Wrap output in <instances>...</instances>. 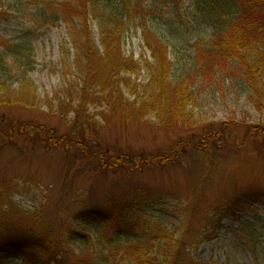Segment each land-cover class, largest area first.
Segmentation results:
<instances>
[{
	"label": "rangeland",
	"instance_id": "1",
	"mask_svg": "<svg viewBox=\"0 0 264 264\" xmlns=\"http://www.w3.org/2000/svg\"><path fill=\"white\" fill-rule=\"evenodd\" d=\"M28 1L0 0V37L16 41L26 33L31 39L34 63L27 75L42 100L38 108L0 106V117L32 120L64 132L74 125L85 69L75 63L62 23L42 25ZM187 5L191 10L192 1L185 0L182 9ZM157 14L158 21L149 25L167 45L179 72L193 62L198 35L208 39L212 28L196 25L188 16L186 29L174 30L167 14ZM91 32L98 44L94 25ZM119 52L137 59L148 55L140 29L125 31ZM195 91L194 120L186 129H168L153 118L135 123L115 117L108 124L97 109L83 111L80 126L96 129L99 147L94 149L106 150L107 156L119 151H173L172 162L143 165L134 173L104 172L91 162L74 160L72 151L22 138L16 146L6 145L0 137V242L36 228L55 234L72 226L94 235L92 225L83 223L76 211L103 208L108 198L117 205L137 189L152 198L146 212L157 220L161 217L173 239H179L194 259L192 264H264V151L259 137L248 129L264 122V114L235 78L206 79ZM48 101L54 106L44 104ZM59 103L68 105L57 107ZM70 246L77 254L80 243ZM0 264L23 263L14 258Z\"/></svg>",
	"mask_w": 264,
	"mask_h": 264
},
{
	"label": "trees",
	"instance_id": "2",
	"mask_svg": "<svg viewBox=\"0 0 264 264\" xmlns=\"http://www.w3.org/2000/svg\"><path fill=\"white\" fill-rule=\"evenodd\" d=\"M146 1H28L42 25L60 22L65 27L75 63L85 69L79 88L81 101L75 105L74 125L64 132L32 120L0 117V137L6 145L16 146L18 138L38 141L46 148L72 151L69 156L74 160L91 162L104 172L134 173L143 165L172 162L173 151H119L107 156L106 150L94 149L99 147L96 129L80 126L83 111L97 109L96 114L106 123L115 117L135 123L153 118L162 127L186 129L194 120L195 86L206 79L230 77L240 82L248 100L264 114V0H191V10L188 5L182 9L185 0ZM159 11L162 16L167 14L174 30L186 29L188 16L196 25L206 23L212 28L208 39L198 35L193 62L179 72L167 45L149 25L158 21L154 19ZM92 25L97 29L98 44L92 37ZM130 28L141 30L146 57L120 54L122 37ZM33 63L26 33L16 41L0 37V106H40L42 99L27 75ZM44 104L54 106L50 101ZM248 129L259 137L264 151V122ZM130 193L117 205L108 198L103 208L76 211L83 223L92 225L94 235L72 226L55 234L41 228L25 229L15 239L0 242V263L19 258L23 264H61L71 256L69 264H192L194 259L184 252L179 239H173L161 217L157 220L146 212L152 198L145 197L143 190ZM75 241L80 243L77 254L70 246Z\"/></svg>",
	"mask_w": 264,
	"mask_h": 264
}]
</instances>
